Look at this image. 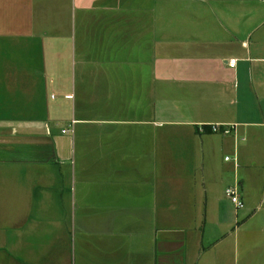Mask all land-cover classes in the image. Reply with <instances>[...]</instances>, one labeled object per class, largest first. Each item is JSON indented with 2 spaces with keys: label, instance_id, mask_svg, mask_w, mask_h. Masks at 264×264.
I'll return each instance as SVG.
<instances>
[{
  "label": "crops",
  "instance_id": "1",
  "mask_svg": "<svg viewBox=\"0 0 264 264\" xmlns=\"http://www.w3.org/2000/svg\"><path fill=\"white\" fill-rule=\"evenodd\" d=\"M259 209L264 0H0V264H239Z\"/></svg>",
  "mask_w": 264,
  "mask_h": 264
},
{
  "label": "rangeland",
  "instance_id": "2",
  "mask_svg": "<svg viewBox=\"0 0 264 264\" xmlns=\"http://www.w3.org/2000/svg\"><path fill=\"white\" fill-rule=\"evenodd\" d=\"M246 208L245 203L244 209L239 212L240 222L243 223L247 219V217L245 218L246 211L245 213L243 212ZM263 213L264 209H259L258 217L241 225L239 254L242 256L239 264H264V221H261L260 217ZM238 220L236 219V222ZM246 255L247 260L245 258Z\"/></svg>",
  "mask_w": 264,
  "mask_h": 264
},
{
  "label": "built area",
  "instance_id": "3",
  "mask_svg": "<svg viewBox=\"0 0 264 264\" xmlns=\"http://www.w3.org/2000/svg\"><path fill=\"white\" fill-rule=\"evenodd\" d=\"M237 63V58H232L229 62L231 67H235ZM211 132L212 133H222V134H229L232 133L234 127H229L221 124H211ZM200 130L204 131V127L200 126ZM227 160L231 159L230 157H226ZM226 195L230 198L232 203L235 206L236 211L244 209L245 202L242 198L241 188L238 184L234 186H229L226 188Z\"/></svg>",
  "mask_w": 264,
  "mask_h": 264
},
{
  "label": "trees",
  "instance_id": "4",
  "mask_svg": "<svg viewBox=\"0 0 264 264\" xmlns=\"http://www.w3.org/2000/svg\"><path fill=\"white\" fill-rule=\"evenodd\" d=\"M211 127V126H210ZM211 132V128L208 129Z\"/></svg>",
  "mask_w": 264,
  "mask_h": 264
}]
</instances>
